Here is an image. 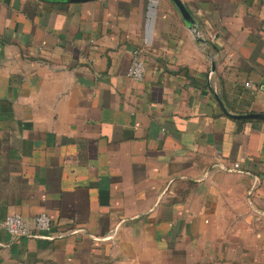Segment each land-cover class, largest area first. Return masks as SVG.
Here are the masks:
<instances>
[{
	"label": "crops",
	"instance_id": "obj_1",
	"mask_svg": "<svg viewBox=\"0 0 264 264\" xmlns=\"http://www.w3.org/2000/svg\"><path fill=\"white\" fill-rule=\"evenodd\" d=\"M178 1L0 0V264H264V0Z\"/></svg>",
	"mask_w": 264,
	"mask_h": 264
},
{
	"label": "built area",
	"instance_id": "obj_2",
	"mask_svg": "<svg viewBox=\"0 0 264 264\" xmlns=\"http://www.w3.org/2000/svg\"><path fill=\"white\" fill-rule=\"evenodd\" d=\"M144 74L145 66L141 51L134 49L127 75L134 80H141ZM246 84L250 85L249 83ZM51 227V220L45 213L37 214L33 218L32 224H28L19 214L6 215L0 218V229L15 237L44 234L42 237L49 238L48 235L50 234L45 233H50Z\"/></svg>",
	"mask_w": 264,
	"mask_h": 264
},
{
	"label": "water",
	"instance_id": "obj_3",
	"mask_svg": "<svg viewBox=\"0 0 264 264\" xmlns=\"http://www.w3.org/2000/svg\"><path fill=\"white\" fill-rule=\"evenodd\" d=\"M175 3L180 7L181 11L186 15V12L180 2L178 0H174ZM233 117L239 118V117H256V118H263L264 119V114H245V115H233Z\"/></svg>",
	"mask_w": 264,
	"mask_h": 264
}]
</instances>
